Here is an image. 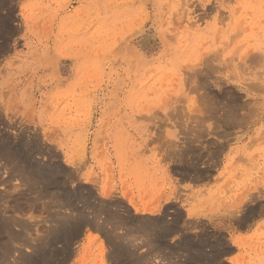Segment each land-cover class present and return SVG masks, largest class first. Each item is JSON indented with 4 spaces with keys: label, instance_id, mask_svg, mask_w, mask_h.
Returning a JSON list of instances; mask_svg holds the SVG:
<instances>
[{
    "label": "rangeland",
    "instance_id": "obj_1",
    "mask_svg": "<svg viewBox=\"0 0 264 264\" xmlns=\"http://www.w3.org/2000/svg\"><path fill=\"white\" fill-rule=\"evenodd\" d=\"M0 202V264H264V0H0Z\"/></svg>",
    "mask_w": 264,
    "mask_h": 264
},
{
    "label": "bare ground",
    "instance_id": "obj_2",
    "mask_svg": "<svg viewBox=\"0 0 264 264\" xmlns=\"http://www.w3.org/2000/svg\"><path fill=\"white\" fill-rule=\"evenodd\" d=\"M147 36H148V34H147ZM207 97H208V96H207ZM207 97H206V100H207ZM211 98H213V97H211ZM213 99H214V98H213ZM211 100H212V99H211ZM201 102H202V101H201ZM202 104H203V102H202ZM213 106H214V105H213ZM219 106H221V105H219ZM193 107H194V106H193ZM205 107H206V106H205ZM225 107H226V106H225ZM229 107H230V106H229ZM197 108H198V107H197ZM197 108H196V109H197ZM233 108H234V107H233ZM193 109H194V108H193ZM214 109H215V108H214ZM218 112H219V111H218ZM189 113H191V112H189ZM222 114H223V112H222ZM225 114H226V113H224V117H226ZM220 116H221V115H220ZM235 116H237V115L235 114ZM224 117H223V118H224ZM228 118H229V117H228ZM236 118H237V117H236ZM236 118H233L232 120H230V122L233 123L234 120H235ZM215 121H216V120H215ZM219 122H220V121H219ZM227 122H228V121H227ZM235 122H236V121H235ZM224 123H226V121H225ZM219 124H222V123H219ZM233 124H234V123H233ZM222 129H223V128H222ZM195 132H197V131H195ZM199 134H200V133H199ZM1 150H2V149H1ZM4 151H5V149H4ZM4 151H2V152H4ZM6 151H7V150H6ZM6 151H5V152H6ZM5 152H4V153H5ZM7 152H8V151H7ZM15 152H16V151H15ZM189 153L191 154V152H189ZM6 154H7V153H6ZM1 155L3 156V153H2ZM180 155H181V154H180ZM4 156H5V154H4ZM176 156H177V155H176ZM176 156H175V157H176ZM186 156H187V155H186ZM10 158H11V157H10ZM179 158H180V157H179ZM181 158H182V157H181ZM191 159H192V158H191ZM173 200H175V199H173ZM174 202H175V201H174ZM0 203H1V202H0ZM0 205H1V204H0ZM158 207H159V206H158ZM0 209H1V208H0ZM135 209H136V207H135ZM137 209H138V208H137ZM157 209L159 210V208H157ZM137 211H138V210H137ZM139 211H140V210H139ZM148 211L150 212V210H147V212H148ZM147 212H145V213H147ZM153 212H154V211H153ZM153 212H152V213H153ZM157 213H158V212H157ZM147 214H148V213H147ZM150 214H151V212H150ZM162 214H163V213H162ZM143 215H144V214H143ZM145 215H146V214H145ZM151 215H152V214H151ZM151 215H149V216H151ZM191 215H192V214H191ZM147 216H148V215H147ZM144 217H145V216H144ZM3 226H5V225L3 224ZM3 226H2V227H3ZM0 227H1V226H0ZM2 227H1V228H2ZM4 229H6V227H5ZM2 231H3V228H2ZM6 231L9 232V230H6ZM6 231H5V233H6ZM0 232H1V229H0ZM8 232H7V233H8ZM7 233H6V234H7ZM10 233H11V231H10ZM10 233H9V234H10ZM12 233L15 234L14 232H12ZM75 233H76V232H75ZM75 233H74V234H75ZM8 236H11V237H9V239H10V241H11V240H13V241H12V243H10L11 245H10V244L8 245V247L6 248L7 250H8V248H9L10 246H12V244L15 242V239L20 240V238H21V237H19V235H17V233H16L15 235H13V236H12V235H8ZM16 236H18L19 238H16ZM9 239H8V240H9ZM22 239H23V238H22ZM25 240H26V239H25ZM1 241H2V240H1ZM1 241H0V243L4 242V241H2V242H1ZM17 242H18V241H17ZM19 242L22 243L21 241H19ZM25 242H26V241H25ZM28 242H29V241H27V243H28ZM7 243H9V242H7ZM7 243L5 242V244H7ZM15 243H16V242H15ZM5 244H4V246L6 247ZM18 244H19V243H18ZM2 246H3V243H2ZM13 246H14V245H13ZM0 249H1V248H0ZM3 249L5 250V248H3ZM9 249H10V248H9ZM4 250H3V253H5ZM7 250H5L6 253H7ZM10 250H12V249H10ZM13 250H14V249H13ZM1 253H2V251H1ZM3 253H2V254H3ZM8 253H9V251H8ZM0 255H1V254H0ZM30 262H31V261H30ZM33 263H34V262H33ZM33 263H31V264H33ZM35 264H36V263H35ZM149 264H150V263H149ZM153 264H154V263H153Z\"/></svg>",
    "mask_w": 264,
    "mask_h": 264
},
{
    "label": "crops",
    "instance_id": "obj_3",
    "mask_svg": "<svg viewBox=\"0 0 264 264\" xmlns=\"http://www.w3.org/2000/svg\"><path fill=\"white\" fill-rule=\"evenodd\" d=\"M132 209H133V211H135L134 208H132Z\"/></svg>",
    "mask_w": 264,
    "mask_h": 264
}]
</instances>
